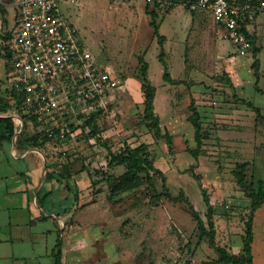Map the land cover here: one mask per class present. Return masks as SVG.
<instances>
[{"label":"rangeland","instance_id":"1","mask_svg":"<svg viewBox=\"0 0 264 264\" xmlns=\"http://www.w3.org/2000/svg\"><path fill=\"white\" fill-rule=\"evenodd\" d=\"M169 2L59 0L61 11L76 27L95 61L115 76L118 84L97 118L99 140L80 133L83 120L77 119L67 106L62 120L76 129L73 136L60 141L63 149L57 154L62 162L81 165L87 172L89 194L99 196L96 208L106 214L117 213V219L103 213L106 220L103 235L115 238L109 237L111 240L105 241L101 250L96 249L98 254L103 253L105 264H218L217 253L208 240L199 239L186 202H173L155 193H161L163 187L173 197L182 193L206 222L204 190L214 208L216 244L238 253L249 200L236 183L232 170L237 163L247 161V180L254 177V182L260 179L264 183V120L242 104L245 102L236 93L226 65L214 52H207L218 40L216 30L207 33L202 23L199 29L194 24L189 26L186 51L180 52L178 39L185 27L183 19L195 16L206 22L210 17L208 10L192 9L190 0ZM175 7L173 13L167 14ZM150 12L156 13L159 34L173 38L172 52H165V60L170 75L181 81L178 84L162 79L160 45L149 23ZM138 57L147 62L148 78L156 88L154 112L161 132L171 135L170 144L164 138H154L153 131L143 121L144 96ZM237 58L245 64L250 62V66L253 63L250 55ZM259 68V90L255 75L247 69L241 70L244 79L241 93L254 105L261 106L264 54L260 56ZM190 105L199 113L205 136L203 153L197 157L190 153L196 146L188 120ZM139 143L148 144L153 164L163 174L162 177L154 174L156 192L144 181L135 189L111 195L104 175L117 178L124 167L107 166L108 150L116 153L125 144ZM252 230L253 264H264V202L254 213ZM117 238L119 249L115 251Z\"/></svg>","mask_w":264,"mask_h":264},{"label":"crops","instance_id":"2","mask_svg":"<svg viewBox=\"0 0 264 264\" xmlns=\"http://www.w3.org/2000/svg\"><path fill=\"white\" fill-rule=\"evenodd\" d=\"M209 16L206 22L195 16L183 19L184 29L177 28L181 30L178 39L180 52L186 51L189 26L194 24L199 29L202 23L205 32L216 30L218 40L207 48V52H214L222 60L240 100L249 101L241 93L244 89L241 70L247 69L254 75V69L250 62L245 64L237 58L228 40L220 38V28L210 13ZM15 18L13 0H0V47ZM181 21L179 19L178 23ZM165 25L168 26L169 22ZM245 29L253 48H257L260 67V56L264 54V11L253 12ZM163 36L164 52H172L173 38ZM6 63L5 57L0 56V264H54L58 238L61 241V264H105L103 253L98 254L96 249L101 250L105 241L113 237L103 235L106 222L103 213L108 218L117 215L96 208L99 196L89 194L90 180L81 165L76 167L73 163L72 175L62 176L64 162L57 157L63 149L61 144L41 143L35 137L38 130L57 121L54 118L35 120L23 111L6 80ZM260 74L259 68L258 80ZM252 104L264 115V102L261 106ZM75 188L77 199L74 197ZM114 247L118 251V238Z\"/></svg>","mask_w":264,"mask_h":264},{"label":"built area","instance_id":"3","mask_svg":"<svg viewBox=\"0 0 264 264\" xmlns=\"http://www.w3.org/2000/svg\"><path fill=\"white\" fill-rule=\"evenodd\" d=\"M145 1L170 4L169 0ZM13 3L15 23L3 42L10 55L6 70L9 88L20 97L26 114L39 121L56 119L57 123L43 129L48 138L73 136L68 122L62 120L67 106L76 115H89L105 108L117 80L95 61L76 27L61 11L59 0H13ZM190 7L208 10L220 28V38L230 42L237 56H252V42L244 31V23L253 16L250 4L190 0Z\"/></svg>","mask_w":264,"mask_h":264},{"label":"trees","instance_id":"4","mask_svg":"<svg viewBox=\"0 0 264 264\" xmlns=\"http://www.w3.org/2000/svg\"><path fill=\"white\" fill-rule=\"evenodd\" d=\"M232 4H242L248 3L251 5V10L254 13H257L260 10L264 11V0H228ZM151 20L150 25L153 27V35L157 39V43L160 45V51L158 54L159 62L162 65V79L170 84H178L181 81L174 79L168 70V65L165 60V52L163 50L162 44L165 37L158 32V26L155 22L156 13L150 12ZM247 21L244 23V27ZM245 31V29H244ZM246 32V31H245ZM247 34V33H246ZM248 36V34H247ZM249 37V36H248ZM7 36L4 37V41L6 40ZM250 38V37H249ZM251 40V38H250ZM252 42V40H251ZM257 48H253L252 42V56H253V63L251 67L254 69L255 75V85L257 87L258 83V59L256 57ZM0 56L5 57L7 69L9 66V52L5 46V44H1L0 47ZM138 62L141 64L140 72H139V80L141 82V89L144 96L143 100V121L147 123V126L150 130L153 131L154 138H164L168 144L171 143V135L164 131L161 132V126L159 123L158 116L154 112V98L156 93L155 86L151 83L147 75L148 65L145 60L141 57H138ZM230 82V81H229ZM259 90V89H258ZM14 96L17 97L18 101L20 102V97L17 95L16 91H13ZM244 101V100H243ZM248 107H251L252 110L255 112L256 117L264 120V116L261 114L260 110L257 107H254L253 104L249 101H244ZM189 109L191 110V114L188 117L189 122L191 123L194 131V141L196 146L193 150H190V153L197 157L199 154L203 153V139L204 135L202 133V127L200 124V116L197 109L194 105H190ZM103 112V109H97L89 115L78 114L77 119L83 120V124L81 126V134H85L84 136L88 139L91 138H98L99 128L97 124L98 116ZM33 117V116H32ZM33 119L37 120L35 117ZM70 128L74 131L76 128L73 126L72 123H69ZM85 128L88 129L85 132ZM57 132V130H56ZM36 139H38L41 143H45L47 141H51L54 144H61L60 141H65L71 137L69 134H66L64 137H57V138H48L46 136V132L43 129H40L36 133ZM64 138V140H63ZM73 163H69V161L64 163L62 169V176L67 178L70 177L73 173L72 167ZM248 162L244 161L241 163H237L235 168L232 170L233 176L235 177L236 183L240 187V189L244 192L245 196L249 200V209L248 215L244 222V230L243 236L241 237L242 246L238 253H233L228 251L227 248L224 246H220L215 242V227L213 221V214L214 208L210 203L209 197L206 192L203 190V201L206 205V212L205 218L206 222L202 219L199 212L195 210L192 204L188 201V199L180 193L178 196H171V194L167 191L165 187H163V191L161 193L156 192V187L154 184V174H158L159 176H163L162 172L156 168L153 164V161L150 157V150L148 148L147 143H139L135 146H130L125 144L123 148L119 152H112L108 150V162L107 166H123L124 171L123 173L118 176L117 178H113L107 174L104 175V180L110 190V194H115L118 192H124L131 189H135L139 187L141 183L144 181L148 183V186L152 188L157 197L164 196L173 202L184 201L187 204L188 211L192 217V219L196 222V229L198 231L199 239L206 238L209 244L213 247V249L217 253L216 262L218 264H253V256H252V241H253V216L255 211L262 205L264 202V183L258 179L255 181L254 177L251 180H247V167ZM144 179V180H143ZM76 192L74 194L75 199L78 198L77 196V188H75ZM116 214V213H115ZM61 257V241L58 238L55 244V251H54V264H61L60 262Z\"/></svg>","mask_w":264,"mask_h":264}]
</instances>
